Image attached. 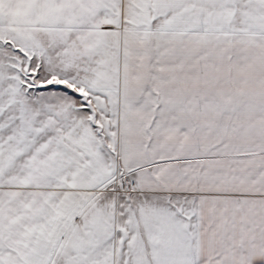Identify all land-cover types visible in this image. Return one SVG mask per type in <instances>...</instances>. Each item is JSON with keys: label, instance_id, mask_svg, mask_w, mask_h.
Returning <instances> with one entry per match:
<instances>
[{"label": "snow or ice", "instance_id": "snow-or-ice-1", "mask_svg": "<svg viewBox=\"0 0 264 264\" xmlns=\"http://www.w3.org/2000/svg\"><path fill=\"white\" fill-rule=\"evenodd\" d=\"M0 264H264V0H0Z\"/></svg>", "mask_w": 264, "mask_h": 264}]
</instances>
